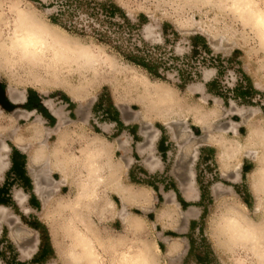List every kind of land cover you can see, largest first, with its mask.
<instances>
[{"label":"rangeland","instance_id":"obj_1","mask_svg":"<svg viewBox=\"0 0 264 264\" xmlns=\"http://www.w3.org/2000/svg\"><path fill=\"white\" fill-rule=\"evenodd\" d=\"M110 4L121 8L130 22L123 20L120 11L109 16ZM258 4L263 7L264 0ZM26 6L48 22L57 17L67 35L96 54L103 64L98 70H88L71 63L50 68L45 63L31 67L19 61L6 47L13 27V8ZM231 7L232 0H0V138L7 145V150H0V179L10 165L14 145L25 152L28 164L29 154L42 149L44 143L49 149L57 146L54 131L59 120L52 109L63 115L60 154L66 160L78 159L91 141L100 138L97 142L104 143L107 151L101 159L105 173L94 208L83 207V222L78 223L83 230L91 225L97 264H116L118 255L134 251L143 241L159 246L158 264H254L248 251L228 243L218 228L234 202L246 205L251 221H264V196L258 199L261 195L253 187L255 171L264 162V44L253 25ZM138 49L156 61V75L125 56L137 54ZM213 81L209 88L207 84ZM145 88L168 92L171 104L163 107L151 101ZM10 89L24 92V101L14 102ZM69 90L78 93L80 100H74ZM244 94L247 100L238 97ZM112 106L117 113L112 109V114H106ZM116 118L122 125L115 122ZM77 161L65 163L68 172L63 187L61 169L42 180L46 206L41 201L39 211L32 214L46 229L40 226L35 232L29 223L37 221L30 218L26 222L18 210L0 206L6 209V216L0 218V264H5L2 259L23 263L17 259V252L35 238L46 245L48 240L53 246L51 258L42 264H81L67 257L70 239L65 226L71 211L62 207L75 199L77 184L86 177ZM107 163L114 165L113 170ZM36 169L38 173L46 171L45 166ZM190 171H194L199 197L186 202L184 188ZM116 179L126 185L125 194L132 195L125 200L126 212L115 194ZM219 184L230 194L219 197L220 191L214 190ZM15 195L28 212L23 205L27 194L16 190ZM124 213L139 216V232L126 225L124 229ZM16 218L21 225L14 223ZM15 226L20 234L11 244L8 235ZM29 250H21L24 257ZM4 252L7 258H2Z\"/></svg>","mask_w":264,"mask_h":264},{"label":"bare ground","instance_id":"obj_2","mask_svg":"<svg viewBox=\"0 0 264 264\" xmlns=\"http://www.w3.org/2000/svg\"><path fill=\"white\" fill-rule=\"evenodd\" d=\"M232 7L234 8V11L240 17L243 18V20L245 19L253 25V27L258 31L260 39H261L262 43L264 44V6L263 7L260 6L258 4V0H232ZM13 13H14L13 14L14 15L13 27L11 29L10 41H9V44L7 45L6 49L11 54H13L15 56L17 55L18 56L17 58L20 59L19 61L22 60L25 63L31 65V67L32 66L36 67L38 65H40V67H41L42 66L41 64L45 63V64H49L50 68H51V66H54V65L71 63V64H75L76 66H78L81 69H88V70H96V69L98 70V67H100L103 64V61H100V58L96 54H94L90 50L84 48L82 46V44L78 43L75 39L69 37L67 35V32L62 27H60L59 25H57L53 22H48V21L42 19V17H39V15L31 7H29V6L14 7ZM258 34H256V35L258 36ZM50 68H47V69H50ZM53 69H55V68H53ZM59 71H60V68H59ZM92 72L93 71H91V73ZM116 72H118V71H116ZM34 73H35V71H34ZM98 74H99V72H98ZM113 74L114 73H112L111 76ZM92 76H94V75H92ZM96 77H99V75ZM40 85H42V84H40ZM43 86H44V84H43ZM45 87H46V85H45ZM66 89H67V87H66ZM145 89H146V91H149L147 94L149 97H151V101H155L158 104L160 103L161 106H163V107H166V105L171 104V101H172L171 96L172 95L170 96L169 94H167L168 92L164 93L163 91H158V90L154 91V89L153 90H150L148 88H145ZM9 94L11 96V99L14 102L21 103L25 99L24 92L15 93L14 89H10ZM69 95L76 101L80 100L79 94L76 93L75 91L69 90ZM146 100H147V98H146ZM142 101H144V100H142ZM50 104H51V102L47 103V105L51 106ZM151 105H153V104H151ZM151 107H153V106H151ZM155 107H156V105H155ZM56 110L52 109V114L59 120L58 126L54 131V133H56L58 135V141L59 142H58L57 146H55L52 149H49L48 145L44 143L42 149L37 150L36 152L33 151V153L29 154V164L28 165L31 168V174H32V178L34 181V185H35L37 194H38L39 198L41 199V201L44 202L45 206H46V199L44 198V192H43L42 186H41L42 180H44L46 178L48 179V176L52 172H54L55 170L61 169L60 171L63 175V178H61L62 179L61 180V186L63 187L66 183V177H65L66 173L65 172L67 171V169L65 168V163L67 162V164L72 165L73 163L76 162V160H78L77 165H79L80 167L83 166L84 171L86 173V177L84 176L85 178L83 177L84 179L81 180L79 182V184H77L78 190L75 188L77 191L75 199L71 202L66 201L63 206L61 205L63 207V209H69L71 211V216L67 222V225L65 226L66 235L70 239V247H69V250L67 252V257L69 258V260L72 263L97 264L98 260H99V255H98V252L96 250L97 248L94 245V240L92 239V237L90 235L92 232L91 231L92 229L90 228L91 225L90 226L87 225L85 227L86 229L83 230L78 226V223H80V222L82 223L83 218H84L82 215V212H84L85 209H84V211H82L81 209L83 207L86 209H90L91 206L95 203L97 188H98L99 184L102 182V179H103L102 175L105 173L104 172L102 174V168L103 167H102L101 159H103V157H105V155L107 154V151H106L104 143L97 142L100 139L99 138L97 141L95 139L93 141H91V143L88 147V150L85 151L81 157H78V159H76V157H74V158L70 157L67 160L65 158H63L60 153H61V147L63 146V145L61 146V144H62V142H61V137H62L61 136V127L64 124V121H63L62 113L60 111H56ZM144 113H145V111H144ZM171 123H172V121H171ZM197 123L202 125L198 121H197ZM202 127H203V125H202ZM254 134H256V133H254ZM261 135H262V133H261ZM87 137H88V135H87ZM155 139L156 138H154L153 141ZM257 139H258V137H257ZM261 139H262V142L264 144V134L262 135ZM258 140H256V141H258ZM254 144L256 145L255 142H254ZM41 147H42V145H41ZM38 148H40V147H38ZM38 148H36V149H38ZM4 149L7 150V145L5 143H3V141L0 138V150H4ZM231 151H230V153H231ZM66 155H68V154H66ZM221 156L222 155H220V157ZM0 158H1V155H0ZM108 159H110V158H108ZM39 166H41V167L45 166L46 171H41V172L39 171V173H38L36 171L37 170L36 168ZM107 168L110 170H113L114 165H112L111 163L110 164L107 163ZM255 172H256L257 177L254 180L253 187H254V190L257 192V195L260 196V193L264 192V162L260 168H257V170ZM70 173L71 172H69V174ZM112 173H111L110 177H112V180H114L113 179L114 174H112ZM71 177H72V175H71ZM252 177H254V176H252ZM113 182H115V187H116L115 194L118 198L121 199V201L123 203V210H125V212H126V204H127L126 199H128V197L132 196V195H129L130 193L125 194L126 189H127L125 187L126 185H123L117 179ZM108 184H111V183H108ZM77 185L75 183L74 186H77ZM111 185H113V184H111ZM251 187H252V184H251ZM144 189H143V191H144ZM129 190H130V188H129ZM214 190L220 191V193H218V195L219 194H230V192H231V191H229V189L227 187H223L220 184L215 186ZM146 191H147V189H146ZM196 192H197V189L195 186V174H194V171H190L189 181L185 185V188H184L185 198L188 200H194L197 197ZM219 197H220V195H219ZM257 198L260 199L261 197H257ZM148 199H149V197H148ZM231 199H233V198H231ZM111 203H109V205H111ZM234 203L229 207L230 208L229 211L227 210L228 207H227V209H225L228 211V213L222 217L221 222L219 223L220 227H218V228H219L220 232H222L221 234H223L224 237H226L228 239V243L237 245L238 247H241V248H245L248 251L249 256L253 258L254 264H264V221L262 223H260L259 225H255L254 223H252L248 219V216L245 213V209L247 208L246 205L242 202L236 203V204H234ZM101 204L103 205V203H101ZM102 205H100V206H102ZM112 206H115V205H112ZM99 209H101V208L99 207L98 210ZM57 211L59 212V210H57ZM104 211H106V210H104ZM93 212L96 213L95 210ZM90 213H92V212H90ZM85 214L86 213H84V215ZM87 215H86V217H89ZM3 216H6V209L4 207H0V218H2ZM121 219H122V222L124 224V229L126 228L125 225L127 227L131 228L132 230H135V231H138L140 229V223H139L140 218L138 215H132L131 213H124L121 216ZM89 222H87V223H89ZM14 223L16 225L22 224L18 218H16ZM16 227L17 226L12 227L13 238L19 236V234H20L19 231L16 230L17 229ZM51 228H52V226H51ZM60 229L61 228H58L57 230H60ZM95 231L96 230H94V232ZM94 232H93V234H94ZM96 235H98V234H95V236ZM123 239H125V238H123ZM110 242L111 241H109L108 243L111 244ZM37 243H38V239L35 238L33 241V245L30 248L29 252L24 253V255L29 257L36 250ZM55 243H56V241H55ZM114 243L117 244L116 242H114ZM57 245H58V243H57ZM104 245H105V243H104ZM106 245H107V243H106ZM118 245H116V246H118ZM122 245L124 246V244H122ZM54 247H55V245H54ZM103 247H105V246H103ZM124 247H122V249H124ZM60 250H61L60 248H57V251L61 254ZM62 250H64V249H62ZM119 250H120V248H119ZM159 250L160 249H159V246L157 245V243L152 242L151 244H149V243L143 241V243H141V246L138 247L137 249H135L134 251H132V252H126L125 251V252H122L120 255H118L116 264H158L157 255H158ZM114 251H116V250H114ZM62 253H64V252H62ZM245 262H247V261H245ZM242 263H244V262H242Z\"/></svg>","mask_w":264,"mask_h":264},{"label":"crops","instance_id":"obj_3","mask_svg":"<svg viewBox=\"0 0 264 264\" xmlns=\"http://www.w3.org/2000/svg\"><path fill=\"white\" fill-rule=\"evenodd\" d=\"M13 148H16L17 151L19 152L18 157L16 158L17 160L13 159ZM13 148H11V151L9 154L10 165L7 168V170L4 172L2 179H0V199L5 200L7 204L6 205L1 204L0 206H4L8 209L13 210L14 212H16L15 210H18L20 212V215H19L20 218L21 219L24 218V220L26 219V222H29L30 221L29 219L32 218L35 221L45 225L37 215H34L40 209L41 199L39 198V196L36 192L33 178L29 172L27 156L21 148L15 146V145ZM23 156H26V163H24V164L22 163L23 162ZM13 165L16 167L15 169H13ZM152 168H153L152 166L147 165L148 170H152ZM21 170H23L24 173H20ZM28 178H29V182L27 181ZM16 190H21L22 192L27 194L26 202L23 205H24V207L28 208V212H25L23 210L22 205L17 200L16 195H15ZM196 195H197V197L194 200H197L199 197L198 191L196 192ZM260 195L262 198L264 196V192L260 193ZM185 201L187 202V201H193V200H188L185 198ZM32 213H34V214H32ZM248 219H249V217H248ZM251 222L254 223L255 225H259L260 223H262V222H254V221H251ZM31 228H32L31 230H33L35 232L40 231V229L34 228L32 226H31ZM7 241L11 244L16 243L15 239L12 236V233H9ZM32 245H33V241L30 243V245L28 247L20 248L18 250L17 259L19 261H23V262L31 261L38 254L40 247H41V245H43V243L41 240H38L36 250L32 253V255L30 257H24L21 250L23 249L24 251H28L32 247ZM51 248L53 249L52 244H51ZM5 249H7V248H5ZM5 251H7V250H5ZM6 254H7V252H4V254L1 255V256H4L2 258H7ZM2 261L5 264H7L6 263L7 261H4V259H2Z\"/></svg>","mask_w":264,"mask_h":264},{"label":"trees","instance_id":"obj_4","mask_svg":"<svg viewBox=\"0 0 264 264\" xmlns=\"http://www.w3.org/2000/svg\"><path fill=\"white\" fill-rule=\"evenodd\" d=\"M102 6H106L105 3L102 4ZM109 8L111 9L108 14L109 16H113L115 15V11H120L121 12V15L123 17V20L126 21V22H130V19L128 17V15L121 9L119 8L117 5L115 4H110ZM52 22L55 23V24H58L60 26H63L62 22L57 18V17H53L51 18ZM211 51V50H210ZM129 60H131L133 63L143 67L145 70H147L150 74H154L156 75L157 74V66H156V61L155 60H152L151 58H149L148 54H146V52L144 50H140L138 49V52L137 54H129V55H125ZM215 83V81L211 82V83H208L207 86L210 88L212 87V85ZM239 91V89H237V92ZM239 98H244L245 100H247V96L244 94V95H241V96H238ZM116 111L117 113V110H115L114 106H112L111 108L105 110L106 114H112L113 113V110ZM115 122H117V124L119 125H122V122L120 121V119H115ZM18 151L16 148H13V159L14 160H17L16 158L18 157ZM23 164L26 163V156H23ZM16 167L13 165V169H15ZM20 173H24L23 170L20 171ZM27 181L29 182V178L27 179ZM204 194H202L201 197H203ZM1 204H4L6 205V201L5 200H2L0 199V205ZM30 226L34 227V228H37V229H40V226L42 228H45V225L39 223V222H36V224H30ZM194 225V223H193ZM193 248V242L191 241V250ZM190 250V251H191ZM51 252V253H50ZM52 256V248H51V244L50 242L47 240V245L46 244H43L41 245L40 247V250L38 252V254L31 260V261H26V262H19L20 264H42L44 262H46L47 259L51 258ZM7 264H11L9 261L6 262Z\"/></svg>","mask_w":264,"mask_h":264},{"label":"water","instance_id":"obj_5","mask_svg":"<svg viewBox=\"0 0 264 264\" xmlns=\"http://www.w3.org/2000/svg\"><path fill=\"white\" fill-rule=\"evenodd\" d=\"M0 100L2 101L3 100V96L0 95Z\"/></svg>","mask_w":264,"mask_h":264}]
</instances>
